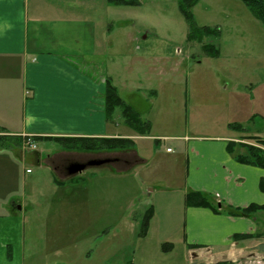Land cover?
I'll use <instances>...</instances> for the list:
<instances>
[{
  "label": "rangeland",
  "instance_id": "obj_1",
  "mask_svg": "<svg viewBox=\"0 0 264 264\" xmlns=\"http://www.w3.org/2000/svg\"><path fill=\"white\" fill-rule=\"evenodd\" d=\"M93 5L100 14L96 45L101 51L96 57L104 65L101 68L113 75L125 100L131 83L137 84V108L142 118L151 121L150 134L167 138L137 142L144 161L139 167L134 165L133 150L123 151L121 164L115 165L126 170L122 176H110L117 170L102 165L64 180L63 167L57 169L58 177L27 162L25 169L31 174L19 178L25 202L20 249L4 241L6 260L11 264H217L220 258L214 254L190 261L184 248L185 137L244 135L246 143H239L243 149L239 152L245 153V145L261 149L247 137L264 140V26L240 0H199L190 9L195 27L216 33L188 41L189 22L179 0H139L137 6L96 0ZM209 45L218 53L209 54ZM120 121L118 108L112 128ZM121 129L130 133L124 124ZM37 147L44 155L63 151L53 142H39ZM87 156L74 154L80 161ZM54 178L64 181L57 184ZM149 208L153 214L141 236ZM255 219L264 229V212H256ZM11 238L15 241L13 234ZM258 238L249 241L245 255L219 262L257 264L259 257L264 264V233Z\"/></svg>",
  "mask_w": 264,
  "mask_h": 264
},
{
  "label": "crops",
  "instance_id": "obj_2",
  "mask_svg": "<svg viewBox=\"0 0 264 264\" xmlns=\"http://www.w3.org/2000/svg\"><path fill=\"white\" fill-rule=\"evenodd\" d=\"M95 2L0 0V135L19 139L0 143V264H11L6 260L4 241L13 242L20 249L25 202L19 189V178L28 173L25 169L27 162L38 168H47L55 175L57 169L63 167L67 176L64 180L88 167L106 165L114 169L122 162L123 151L95 153L63 149L44 155L38 150L37 143H56V138L79 137L130 139L134 142L132 150L137 158L134 165L139 167L144 161L138 155L137 142H157L167 138L151 135L152 129L148 136L138 135L125 125L120 109L123 123L120 121L112 128L114 112L118 108L109 119L106 117V79H110L121 95L113 75L103 71L101 67L104 65L96 57L101 47L96 45L100 14L93 5ZM95 70L97 74L93 73ZM162 82L165 83V79L162 78ZM131 84L127 100L121 99L142 118L137 108L140 89L137 84ZM151 94L155 96L157 92L151 91ZM146 121L151 125L150 120ZM121 124L130 133H123ZM25 136L32 137L36 150L22 146ZM244 137H185L188 140L185 146L183 244L193 260L207 254L218 256V262L224 261L223 258L229 260L245 255L251 244L249 241L255 243V239L264 233L255 219L256 213L248 217L227 213L230 209L250 204H264V192L260 189L264 168L239 163L235 159V155L243 151L239 143H246ZM229 142L235 144L232 153L228 150ZM261 149L264 151V146ZM86 153L90 156L84 161L74 157V154ZM96 154L109 156L100 159ZM91 155L96 157L91 158ZM90 161L104 163L88 165ZM75 163L83 164L85 168L69 174L68 167ZM119 165L110 176H122L126 170L120 169ZM64 180L54 178L57 184ZM192 191L203 193L210 202L217 204L218 212L206 207L186 206V194ZM236 234L255 237L254 240H235L233 236ZM165 249L170 248L166 246Z\"/></svg>",
  "mask_w": 264,
  "mask_h": 264
},
{
  "label": "trees",
  "instance_id": "obj_3",
  "mask_svg": "<svg viewBox=\"0 0 264 264\" xmlns=\"http://www.w3.org/2000/svg\"><path fill=\"white\" fill-rule=\"evenodd\" d=\"M107 3L114 6H137L139 0H106ZM199 0H179V9L184 15L186 20L189 22L190 32L188 33V41L190 40H201L203 36H208L210 34H215V30H211L207 27L197 28L191 18L190 9ZM253 14V16L259 20L264 26V0H240ZM209 54H217V50L214 46L209 45L207 48ZM105 100V113L106 117L109 119L116 108L121 110V115L125 125L132 130H134L140 136H148L151 130V125L148 121L143 120L138 112H136L132 107L127 105L119 96L116 87L111 83L110 79H106V86L104 92ZM247 139L254 140L257 144L264 146V141L260 140L258 137L249 136ZM19 139L14 137H6L0 135V143L5 144V142H14ZM54 141L64 150L67 151H77V152H95L99 153L102 151H128L133 149L134 142L130 139L124 138H56ZM234 143L229 142V152H233ZM242 146V145H241ZM245 153L236 154L235 159L239 163L256 166L264 168V151L251 146H243ZM260 189L264 192V178L260 180ZM185 204L188 207H206L211 208L215 212H218V205L210 202L207 197L197 191L188 192L185 197ZM258 211L264 212V204H250L244 208H234L227 211L229 215L238 217H248ZM153 209L149 208L143 218L141 224L140 235L143 236L148 228V222L152 217ZM255 235L252 234H236L233 238L236 239H251ZM217 264H226L223 262H218Z\"/></svg>",
  "mask_w": 264,
  "mask_h": 264
},
{
  "label": "water",
  "instance_id": "obj_4",
  "mask_svg": "<svg viewBox=\"0 0 264 264\" xmlns=\"http://www.w3.org/2000/svg\"><path fill=\"white\" fill-rule=\"evenodd\" d=\"M102 163H104V161H90L88 165H100ZM84 168H85V165L75 163V164L70 165L67 171L69 174H76L78 172H81Z\"/></svg>",
  "mask_w": 264,
  "mask_h": 264
},
{
  "label": "built area",
  "instance_id": "obj_5",
  "mask_svg": "<svg viewBox=\"0 0 264 264\" xmlns=\"http://www.w3.org/2000/svg\"><path fill=\"white\" fill-rule=\"evenodd\" d=\"M25 138H26L25 139V146H28L31 149H35V145L31 141L30 137H25ZM167 151H169V150L167 149ZM27 172H29V170H27ZM256 262H257V264H261L263 261L261 258L260 259L258 258V260Z\"/></svg>",
  "mask_w": 264,
  "mask_h": 264
}]
</instances>
